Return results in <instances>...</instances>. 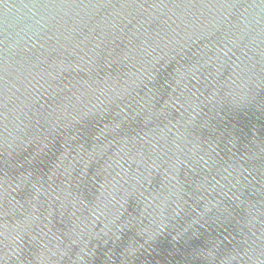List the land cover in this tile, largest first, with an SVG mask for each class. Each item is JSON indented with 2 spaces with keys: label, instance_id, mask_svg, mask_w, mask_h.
I'll use <instances>...</instances> for the list:
<instances>
[{
  "label": "water",
  "instance_id": "1",
  "mask_svg": "<svg viewBox=\"0 0 264 264\" xmlns=\"http://www.w3.org/2000/svg\"><path fill=\"white\" fill-rule=\"evenodd\" d=\"M0 264H264V0H0Z\"/></svg>",
  "mask_w": 264,
  "mask_h": 264
}]
</instances>
